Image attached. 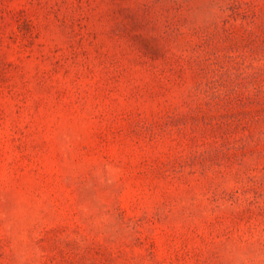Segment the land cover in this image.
<instances>
[{"label":"rangeland","instance_id":"rangeland-1","mask_svg":"<svg viewBox=\"0 0 264 264\" xmlns=\"http://www.w3.org/2000/svg\"><path fill=\"white\" fill-rule=\"evenodd\" d=\"M0 264H264V0H0Z\"/></svg>","mask_w":264,"mask_h":264}]
</instances>
